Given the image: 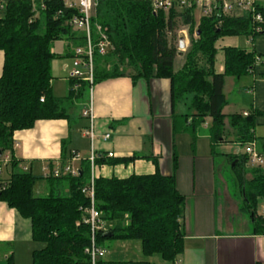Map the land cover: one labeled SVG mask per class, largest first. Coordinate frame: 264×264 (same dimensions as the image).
I'll return each mask as SVG.
<instances>
[{
    "label": "trees",
    "instance_id": "obj_1",
    "mask_svg": "<svg viewBox=\"0 0 264 264\" xmlns=\"http://www.w3.org/2000/svg\"><path fill=\"white\" fill-rule=\"evenodd\" d=\"M195 5L155 10L148 0H99L91 17L93 38L95 41L99 38L97 26H100L113 48L106 55L95 56L94 83L127 75L129 68L133 69L134 82L167 78L171 83L176 132L195 131L197 124L211 117L209 133L214 143L234 141L245 146L255 140L264 154V142L254 133L257 112L230 116L223 113L227 104L226 77L248 74L261 60L264 63V55L229 46L224 49V71L215 69L219 39L264 35V3L257 2L254 12L225 14L215 10L203 15L199 24L194 19ZM254 13L261 14V22L254 18ZM77 14L78 9L66 6L61 0L44 3L5 0L0 4V50L4 52L0 77V161L4 152L9 151L14 168L9 178L0 183V200L30 220L32 239L43 245L33 250L32 264H91L90 254L86 252L91 246V226L84 220L91 200L82 192L91 177L89 160L82 162L74 176L44 177L28 170H16L19 160L13 153L16 131L31 129L38 120L69 117L67 101L82 98L90 89L86 81L78 82L74 89L75 80L70 81L71 90L66 97L55 96L52 89L54 42L66 39L71 57L74 48L85 43V34L70 25ZM179 23L187 29L189 46L182 54L181 68L176 70L180 55ZM189 95L192 97L187 103ZM182 102L188 104L186 113L176 110ZM189 118L193 121L188 123ZM95 154L96 167L125 165L145 157L140 153L129 157ZM228 157L236 171L232 181L241 196V209L264 234V215L258 213L259 200L264 204V165L249 164L246 153ZM42 180L47 182L49 191L46 196H37L35 186ZM94 190L95 206L104 222V227L96 233L99 248L104 249L105 242L111 239L139 240L145 256H159L170 263L182 253L181 217L185 198L177 189L174 174L157 171L126 178L97 176ZM108 232H112L111 237L106 236ZM5 264H14L13 255L7 257ZM97 264L155 263L106 261L102 257Z\"/></svg>",
    "mask_w": 264,
    "mask_h": 264
},
{
    "label": "crops",
    "instance_id": "obj_2",
    "mask_svg": "<svg viewBox=\"0 0 264 264\" xmlns=\"http://www.w3.org/2000/svg\"><path fill=\"white\" fill-rule=\"evenodd\" d=\"M183 31H180L178 38L185 36ZM235 37L226 36L217 41V72L224 71V49L229 46L240 47ZM185 41L187 48V36ZM251 42L252 49L241 48L264 55V35L251 38ZM220 49L223 56L221 54L218 57ZM3 65L4 52L0 50V77ZM70 81L69 76L62 77L61 83L57 84V89L60 88L56 91L53 80L54 95L55 90V96L66 97L71 90ZM66 86L67 93L60 95L65 92ZM227 88H230L229 92H226ZM224 93L227 104L223 113L226 116L257 112L255 126L259 129L256 127L254 133L264 142L263 60L244 78L227 76ZM75 101L83 106L75 117L87 119L84 125L71 112ZM89 101L94 117L93 142L85 134L90 127V119L84 116ZM66 105L69 117L38 120L33 128L14 133L13 153L19 160L20 170L44 177L49 176L55 167L67 164L80 170L92 149L96 153H112V157H129L140 153L145 157L129 164L97 166L96 177L126 178L132 174L148 175L157 171L163 175L174 174L177 189L185 198L181 217L184 249L173 263L159 256H145L139 240L111 239L105 242L104 260H149L155 264H264V234L256 229L250 215L241 209L237 186L225 174L228 156L239 155L228 146L239 143H214L209 133L211 124L206 125L205 122L195 125L193 132H176L173 129L169 79H138L134 82L131 74L104 79L94 83L91 91L82 98L68 100ZM180 105L176 109L178 113H186L187 110H183ZM191 121L189 118L188 123ZM76 129H80L78 138ZM107 133L110 136L105 138ZM84 139L89 140L88 146ZM9 159L6 156L5 160L11 164ZM10 173L2 174L0 166V183L9 178ZM39 182L46 183L42 191H49L45 180ZM258 213L264 215V207L263 212ZM31 231L30 220L0 200V256L4 259L0 260V264H5L10 255H13L14 264H21L22 258L26 259V264H32V252L39 246L32 239ZM132 246L137 252L135 257H117L112 253L115 248L129 252Z\"/></svg>",
    "mask_w": 264,
    "mask_h": 264
},
{
    "label": "built area",
    "instance_id": "obj_3",
    "mask_svg": "<svg viewBox=\"0 0 264 264\" xmlns=\"http://www.w3.org/2000/svg\"><path fill=\"white\" fill-rule=\"evenodd\" d=\"M5 0H0V4ZM33 3L45 2L49 0H30ZM64 4L70 8H76L79 14L75 15L70 25L78 31H82L85 34V43L81 46L74 48V57L72 61V68L69 72L70 80H75L76 84L73 88L78 87V82L86 81L90 84V91L94 84V58L96 55H106L112 48L113 45L108 36L102 31L100 26H97V32L100 35L97 41L94 40L92 34L91 17L93 15L94 8L96 7L99 0H61ZM153 3V7L156 9L164 8L169 9L174 5H191L195 3V0H148ZM200 2L203 15H210L213 11L219 10L225 14L239 11H252L255 10V4L257 2H263L264 0H197ZM196 4V3H195ZM254 18L257 21H262L261 14H255ZM247 114V113H246ZM84 116L90 119V127L86 130L88 135L93 142L94 139V117L92 113V104L89 101V105L84 111ZM110 134H105V138H108ZM244 152L249 156V164L256 166L264 165V154L260 152L259 144L257 141H252L244 146ZM112 156V153H109ZM78 158V155L75 156ZM95 151L92 149L90 157L88 158L91 165V177L89 183L82 188V192L89 196L91 204L86 208L87 217L85 222L91 226V246L86 249V252L90 254L91 264H97L98 260L105 255V250L101 249L96 244V233L104 227V222L101 219V214L95 206ZM79 169L75 168L71 164H67L62 167H55L49 175L60 176L61 174L76 175Z\"/></svg>",
    "mask_w": 264,
    "mask_h": 264
},
{
    "label": "rangeland",
    "instance_id": "obj_4",
    "mask_svg": "<svg viewBox=\"0 0 264 264\" xmlns=\"http://www.w3.org/2000/svg\"><path fill=\"white\" fill-rule=\"evenodd\" d=\"M195 3H196V5H195V8L193 10L194 19H195L196 24H199L200 19L203 16V9H202V6H201L200 2H197V0H195ZM179 29L180 30L178 31V36L181 34L180 31L184 30L182 34H184L185 36L188 37L187 29H185V27L183 25H181L180 23H179ZM235 38H236L235 40H237L238 45L240 47H245V48H248V49H252V47H253L252 45L253 44L251 42V37H248V36H236ZM225 40H228V38H226ZM225 42L226 41H224V43ZM69 45L70 44H69V42L66 39H59V40H56L54 42L53 48H54V52H55L56 55H55L54 59L52 60L51 73H52V76H53V80L55 81L56 91H58V89L60 88V87H58V89H57V84L61 83L60 81H61L62 77H64L65 75L69 76V70L72 68L73 57L68 55V49H69L68 47H69ZM185 50H186V48L184 50H180L179 49V51H181L182 53H180V55H179L180 57L176 61V67H175L176 70L180 69L182 64H183L184 56L182 54H183V52ZM221 54L223 56V52L220 49L218 57L221 56ZM127 72H128V74H132L133 73V69L129 68V69H127ZM245 76L246 75H243L241 77L244 78ZM229 84L230 83L228 81V85ZM67 87L68 86L65 87V92H63V94H60V95H65V93H67L66 92V88ZM229 89L230 88H227L226 92H229ZM56 91L54 90L55 95L57 93ZM191 97H192L191 95L188 96V98L186 99L187 103H188V101L190 100ZM187 103H185V102L180 103L181 104L180 106H181V108H183V110L184 109L187 110V106H188ZM185 105H186V108H185ZM82 107H83L82 104H79L78 101H75V105L73 106V110L71 112H72L74 118L75 119L77 118L76 120L81 121L82 124L84 125L87 119H84L83 117H80V116H78V117L76 116L75 117V114H79L80 113V109ZM211 123H212V118L211 117H207L205 119V123L204 124L209 125ZM256 127H257V125L255 126V129H256ZM75 131H76L75 134H76L77 138L80 137V133L77 131V129ZM75 139H76V137H75ZM84 141H85V143L88 146V144H89L88 141L89 140L88 139H84ZM228 147H230L231 149L235 150L239 154L240 153H245L244 152V146H241L239 144L236 145V146L230 145ZM87 149H89V148H87ZM87 154H88V152H87ZM6 156H8L10 158L9 161L11 160V157H12L11 153L9 151H5L4 152V155L2 157L3 158L2 159V163H1L2 174H7V172H11V169H12L11 164L7 163V160H5ZM15 169L16 170H20L21 169V165H18ZM235 172L236 171L233 169L232 164L228 162L227 165H226V168H225L226 177L228 179H231V180L234 179V181H235ZM250 177H251V175L248 174L247 178L249 179ZM43 186H46L45 182H43V183L38 182L37 185L35 186L36 189L34 191H35V194L37 196H46L47 195L48 191H46V192L42 191ZM263 207H264L263 202L261 200H259V202H258V211L263 212ZM35 244L39 246L38 248H41L43 246L41 243H35ZM131 245L132 244H130V246ZM130 246L126 245L125 247L129 248ZM133 249H134V247L132 246L130 251L128 252V251H124L122 248H120V249L115 248V250H113L112 253H114V256H117V257H125V258L126 257H135L137 252H135L134 251L135 249L134 250ZM0 260H4L2 256H0ZM20 261H21V264H23V263L26 264V259L24 260V258H22Z\"/></svg>",
    "mask_w": 264,
    "mask_h": 264
},
{
    "label": "water",
    "instance_id": "obj_5",
    "mask_svg": "<svg viewBox=\"0 0 264 264\" xmlns=\"http://www.w3.org/2000/svg\"><path fill=\"white\" fill-rule=\"evenodd\" d=\"M197 34H199V31H198V33ZM186 48V41H185V36H180L179 37V49L180 50H184ZM2 155V152H1V150H0V156ZM236 162V161H235ZM235 162H233V164H235ZM106 236H108V237H111L112 236V232H108L107 234H106Z\"/></svg>",
    "mask_w": 264,
    "mask_h": 264
}]
</instances>
